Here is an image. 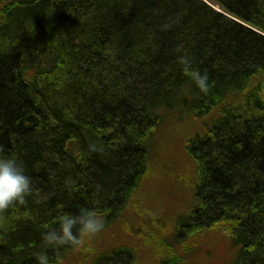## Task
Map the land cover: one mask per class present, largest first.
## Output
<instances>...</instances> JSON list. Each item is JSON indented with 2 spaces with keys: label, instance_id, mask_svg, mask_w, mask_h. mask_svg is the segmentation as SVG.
Here are the masks:
<instances>
[{
  "label": "trees",
  "instance_id": "obj_1",
  "mask_svg": "<svg viewBox=\"0 0 264 264\" xmlns=\"http://www.w3.org/2000/svg\"><path fill=\"white\" fill-rule=\"evenodd\" d=\"M206 1L227 16L202 0H0V155L32 179L27 202L0 211V264H38L45 250L71 264L81 251L42 233L81 207L111 229L157 131L194 121L192 204L175 242L219 234L238 264H264V0ZM183 55L208 73L207 93ZM127 250L88 259L134 264Z\"/></svg>",
  "mask_w": 264,
  "mask_h": 264
},
{
  "label": "rangeland",
  "instance_id": "obj_2",
  "mask_svg": "<svg viewBox=\"0 0 264 264\" xmlns=\"http://www.w3.org/2000/svg\"><path fill=\"white\" fill-rule=\"evenodd\" d=\"M197 130L199 126L194 121L168 122L157 131L149 171L123 216L111 229L91 238L94 251H81L71 264H90L93 258L88 259L89 255L121 248L132 251L134 264L240 262L237 250L219 234L185 236L180 244L174 239L175 224H182L192 204L195 165L186 154L185 143ZM121 256L131 263L127 255Z\"/></svg>",
  "mask_w": 264,
  "mask_h": 264
},
{
  "label": "clouds",
  "instance_id": "obj_3",
  "mask_svg": "<svg viewBox=\"0 0 264 264\" xmlns=\"http://www.w3.org/2000/svg\"><path fill=\"white\" fill-rule=\"evenodd\" d=\"M191 80L202 93L210 89V78L207 72L193 67V59L188 55L179 57ZM92 150L96 146L92 145ZM32 192V179L26 174L22 163L16 157L0 155V211L14 204L27 202ZM106 228L105 217L96 210L81 207L77 213H65L57 228H50L42 233V241L49 247L70 246L76 251H94L90 240ZM38 264H52L47 251L35 254ZM55 264H64L63 257H56Z\"/></svg>",
  "mask_w": 264,
  "mask_h": 264
},
{
  "label": "water",
  "instance_id": "obj_4",
  "mask_svg": "<svg viewBox=\"0 0 264 264\" xmlns=\"http://www.w3.org/2000/svg\"><path fill=\"white\" fill-rule=\"evenodd\" d=\"M204 1V0H203ZM205 2V1H204ZM206 4H208L207 2H205ZM208 6H210L211 8H213L214 9V7L213 6H211V5H209L208 4ZM215 10V9H214ZM217 12H219V13H221V14H224L222 11H220V10H216Z\"/></svg>",
  "mask_w": 264,
  "mask_h": 264
},
{
  "label": "bare ground",
  "instance_id": "obj_5",
  "mask_svg": "<svg viewBox=\"0 0 264 264\" xmlns=\"http://www.w3.org/2000/svg\"><path fill=\"white\" fill-rule=\"evenodd\" d=\"M217 10V8H215Z\"/></svg>",
  "mask_w": 264,
  "mask_h": 264
}]
</instances>
